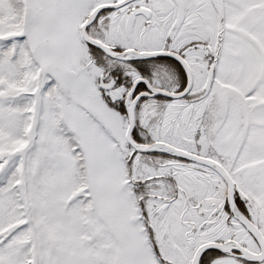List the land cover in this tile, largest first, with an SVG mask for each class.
<instances>
[{
  "label": "snow or ice",
  "instance_id": "1",
  "mask_svg": "<svg viewBox=\"0 0 264 264\" xmlns=\"http://www.w3.org/2000/svg\"><path fill=\"white\" fill-rule=\"evenodd\" d=\"M0 264H264V0H0Z\"/></svg>",
  "mask_w": 264,
  "mask_h": 264
}]
</instances>
